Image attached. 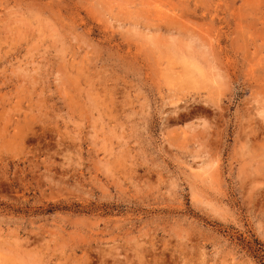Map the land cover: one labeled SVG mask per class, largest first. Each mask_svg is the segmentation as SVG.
<instances>
[{
	"label": "rangeland",
	"instance_id": "374dc122",
	"mask_svg": "<svg viewBox=\"0 0 264 264\" xmlns=\"http://www.w3.org/2000/svg\"><path fill=\"white\" fill-rule=\"evenodd\" d=\"M0 264H264V0H0Z\"/></svg>",
	"mask_w": 264,
	"mask_h": 264
}]
</instances>
